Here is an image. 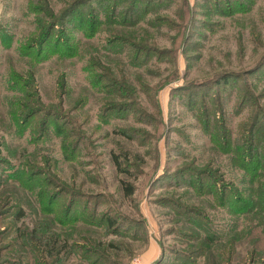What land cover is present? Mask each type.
Wrapping results in <instances>:
<instances>
[{
    "label": "rangeland",
    "instance_id": "1",
    "mask_svg": "<svg viewBox=\"0 0 264 264\" xmlns=\"http://www.w3.org/2000/svg\"><path fill=\"white\" fill-rule=\"evenodd\" d=\"M46 222L60 264H264V0H0L4 264Z\"/></svg>",
    "mask_w": 264,
    "mask_h": 264
},
{
    "label": "trees",
    "instance_id": "2",
    "mask_svg": "<svg viewBox=\"0 0 264 264\" xmlns=\"http://www.w3.org/2000/svg\"><path fill=\"white\" fill-rule=\"evenodd\" d=\"M48 36V33H46L42 40H45ZM114 160L116 162L117 168L121 169L120 162L118 160V157H114ZM121 185L123 188V191L125 195L127 196H133L135 194L136 188L135 186L125 180H121ZM220 194L224 195V192L220 191ZM49 213H52V211H48ZM18 219H21L25 216L24 209L20 208L19 212L16 214ZM54 226L50 224L49 222L44 223L41 227H34L30 233V244L36 245V248H38V252L40 251L43 254H46L47 257L51 258V261L49 264H60L66 257L65 254L69 255L71 253V250H67L69 247V243L67 241H64L62 244H60V237L59 234L54 231ZM26 234V233H23ZM215 239V236H209L208 240L212 241ZM0 250V264H4L8 262L7 258H4L2 252ZM66 255V256H67ZM13 264H23L22 259L19 258L18 261H13ZM154 264H157L155 262Z\"/></svg>",
    "mask_w": 264,
    "mask_h": 264
},
{
    "label": "crops",
    "instance_id": "3",
    "mask_svg": "<svg viewBox=\"0 0 264 264\" xmlns=\"http://www.w3.org/2000/svg\"><path fill=\"white\" fill-rule=\"evenodd\" d=\"M158 256V250L155 248V245L152 244L150 249L142 256L141 264H151L158 258Z\"/></svg>",
    "mask_w": 264,
    "mask_h": 264
}]
</instances>
